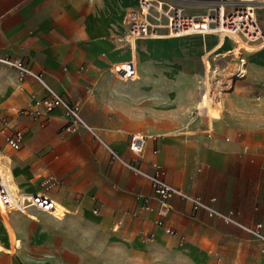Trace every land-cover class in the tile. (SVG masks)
I'll return each mask as SVG.
<instances>
[{
	"label": "crops",
	"instance_id": "crops-1",
	"mask_svg": "<svg viewBox=\"0 0 264 264\" xmlns=\"http://www.w3.org/2000/svg\"><path fill=\"white\" fill-rule=\"evenodd\" d=\"M137 3L0 0V56L41 74L19 79L0 62V116L23 133L18 148L0 136V164L12 186L47 194L61 210L0 211V264H215L216 255L228 264H264V242L181 198L169 199L156 225L148 179L109 161L111 147L145 171L157 162L169 184L215 197L217 210L264 232V65L254 49L245 51L244 77L220 93L219 116L203 120L196 113L203 79L212 71L222 83L232 76L230 49L213 34L168 36L161 27L133 40L125 18ZM182 6L186 13L205 8ZM127 61L136 73L122 79L112 65ZM49 89L75 102L90 129L64 130L61 106L46 118L12 114ZM136 133L145 141L133 154L128 141ZM49 178L59 183L45 190Z\"/></svg>",
	"mask_w": 264,
	"mask_h": 264
},
{
	"label": "built area",
	"instance_id": "built-area-1",
	"mask_svg": "<svg viewBox=\"0 0 264 264\" xmlns=\"http://www.w3.org/2000/svg\"><path fill=\"white\" fill-rule=\"evenodd\" d=\"M166 3L167 10L163 12L159 8L160 2L155 7L152 0H138L137 6L129 10L126 14L125 21L128 25V37H143L148 32H153L149 17L150 9L155 8L156 20L161 28L166 30L168 36H181L189 34L213 33L218 36L224 35L228 38L236 36L242 41H264V26L259 23L257 7L264 9V0H213L210 4H206V8L202 11L194 13L184 12L182 4L175 1L184 2H205L209 0H161ZM164 17L165 21L160 20ZM156 35V34H153ZM237 42V41H233ZM235 44V43H234ZM242 49V48H240ZM232 52V50H230ZM233 56V57H232ZM231 57L236 64V68L232 76L227 77L228 82L221 83L219 89L207 91L209 101L216 100L220 93L224 92L232 85V78L243 77L246 58L240 53L235 55L231 53ZM0 62L16 70L18 78L22 79L26 75L41 80V74L29 70L20 58H11L9 56H0ZM112 71L122 79L134 77L136 69L131 61L119 62L112 65ZM231 79V80H230ZM264 86V83L262 84ZM203 85L200 98L203 97L205 91ZM61 106L64 109L65 124L63 129L70 131L72 128L83 125L89 128L79 114L77 104L73 101L65 99L62 95L49 89V92L43 98L34 97L26 107H16L12 109V114L30 115L32 117L46 118L48 114L56 107ZM196 113H201L199 107H196ZM90 129V128H89ZM0 136L3 137L4 144L11 148H18L22 143L23 133L20 129L11 127L8 119L0 116ZM145 135L136 133L131 135L128 141V148L133 154L141 153L144 147ZM0 146V154L2 152ZM109 161L118 162L123 167L134 174L141 175L148 179L153 192L158 199V207L156 210V218L154 223L161 226L163 219L170 209L169 199L178 197L186 200L193 210H203L209 216L216 217L224 222L230 223L236 227L244 229L253 238L264 242V232L262 225L256 223L251 226L241 224L234 216L232 211L222 212L217 210L212 203L215 197H210L208 201L201 199L199 196L190 195L179 187L169 184L165 180V169L157 162H152L151 171H145L141 168L139 160L136 158L124 159L115 149L109 147ZM59 181L54 179H46L41 182V186L47 190ZM34 207L40 211L56 216L61 213L59 205L47 194L42 192L29 193L23 192L13 187L6 176L3 166L0 164V211L16 210L25 213L28 208ZM165 231L168 234L175 235L173 229L167 227ZM215 264H228L219 255L215 256Z\"/></svg>",
	"mask_w": 264,
	"mask_h": 264
},
{
	"label": "rangeland",
	"instance_id": "rangeland-1",
	"mask_svg": "<svg viewBox=\"0 0 264 264\" xmlns=\"http://www.w3.org/2000/svg\"><path fill=\"white\" fill-rule=\"evenodd\" d=\"M135 1H137V0H135ZM172 1H175V0H172ZM213 0H209V1H206V3L205 2H182V1H175V2H179L180 4H182V5H186V6H188V7H185V9H187V10H190L191 8H193L194 6L196 7V6H203V7H205L206 8V6H209V5H206V4H210L211 2H212ZM153 4V3H152ZM181 5V6H182ZM204 8V9H205ZM155 16V18H156V10H155V8L153 7V8H151L150 9V17H149V20H150V23H151V20H152V16ZM258 17H259V23H263L264 24V11L261 13V15H258ZM162 23H164V21H165V18L164 17H162L161 18V20H160ZM151 25H152V23H151ZM264 26V25H263ZM208 36H212V35H208ZM219 38V37H218ZM227 38V37H226ZM133 40H136V39H133ZM228 42V43H227ZM226 42V44L224 45V47H227V48H229L230 50H232V52H228L227 53V55L228 56H230L231 55V53H233V54H237L238 53V51L240 50V53H242V54H245L246 52L245 51H249V50H251V49H247V48H242V49H239L238 51H235L233 48H236L237 47V45L236 44H234V42H233V40H231V39H229L228 38V41ZM245 42V41H244ZM258 42H260V41H254V42H251V41H246V43L247 44H256V43H258ZM233 57V56H232ZM254 59H255V61L257 62V63H259V64H261V65H264V51H262V50H260V51H254V53H253V56H252ZM209 63H208V66H207V72L209 71ZM227 72V71H226ZM226 72L224 73L225 75H226ZM216 73V72H215ZM213 71H212V73L210 74V73H208L207 74V76H205V78L203 79L204 81L206 80V79H208L206 82H205V85L206 86H208V89L210 90V89H212V90H214V92H215V90H216V88L218 89V87H221L222 86V81H221V77H219V76H217L216 74H215ZM244 77V76H243ZM202 80V84H204V81ZM201 84V85H202ZM214 103H215V101H214ZM209 104H210V102H209ZM220 105V106H219ZM214 109H211V110H215L216 112H218V113H220V111L222 110V107H223V99L221 98V101L219 102V104L216 106L215 104H214ZM216 107V108H215ZM221 108V109H218V108ZM219 110V111H218ZM200 115L202 116V119L204 120V119H209V115H206V114H204V113H200ZM168 260H169V258H168ZM152 261H154L155 263H158V258L157 257H154L153 259H152Z\"/></svg>",
	"mask_w": 264,
	"mask_h": 264
},
{
	"label": "bare ground",
	"instance_id": "bare-ground-1",
	"mask_svg": "<svg viewBox=\"0 0 264 264\" xmlns=\"http://www.w3.org/2000/svg\"><path fill=\"white\" fill-rule=\"evenodd\" d=\"M158 2H160V5H159V8L162 9L163 12H166L167 10V6H166V3L170 5L169 2H163L161 0H157ZM152 3L155 5V7L157 6V2L156 0H152ZM264 11V9L260 8V7H257L256 9V14L258 15H261V13ZM151 23L153 25V27L155 28H158L160 27L159 26V23L158 21L156 20L155 16L153 15L152 16V20H151ZM157 33V30H155V32H148L146 36H143V37H148V36H152L153 34H156ZM206 34H213V33H201V34H198V35H206ZM189 35H193V34H189ZM213 35H216V34H213ZM217 37H219V42L221 43V46H224L226 44V42L228 41V37L227 36H224V35H221V36H218L216 35ZM227 37V38H226ZM138 37H134L133 39H136ZM217 39V40H218ZM230 39V38H229ZM232 40V38H231ZM237 41V42H234L237 47L236 48H233L235 51H238L240 48H247V49H254V51H264V41H260L256 44H247L246 42L242 41V40H239L236 36L233 37V41ZM228 43V42H227ZM214 49V48H213ZM228 52V51H227ZM207 57V56H206ZM206 60V59H205ZM232 63V62H231ZM234 64V63H233ZM206 66H208V62L206 61ZM227 67V66H226ZM223 71V69H222ZM225 73V72H224ZM225 75V74H224ZM231 75V74H229ZM245 75V74H244ZM243 75V76H244ZM226 76V75H225ZM227 81V80H226ZM205 91H204V95L202 98H200L198 104H197V107H199L200 109V112L201 113H204L206 115H209V119L211 118H215V117H218L220 113L216 112L215 110H211V109H214V105L213 103L212 104H209V99H208V95H207V91H209L208 89V86H205ZM221 101L220 98L216 99L215 101V105L217 106L219 104V102ZM220 106V105H219ZM216 108V107H215ZM218 108V107H217ZM218 109H221V108H218ZM219 111V110H218ZM1 156V155H0ZM4 158V155L2 156ZM8 161V160H7ZM10 163V162H8ZM6 164V163H5ZM5 167H8V166H4ZM8 169V168H7ZM6 170V169H5ZM9 170V169H8ZM7 171V170H6ZM9 173V171H8ZM6 175H7V172H6ZM9 177V174L7 175ZM12 177V176H11ZM9 179V178H8ZM11 180V178H10ZM12 182V181H11ZM13 184V183H12ZM15 185V184H14ZM14 187V186H13ZM60 208V207H59Z\"/></svg>",
	"mask_w": 264,
	"mask_h": 264
}]
</instances>
